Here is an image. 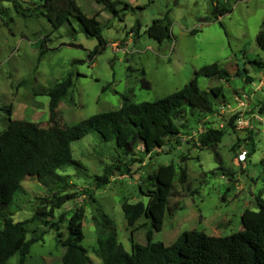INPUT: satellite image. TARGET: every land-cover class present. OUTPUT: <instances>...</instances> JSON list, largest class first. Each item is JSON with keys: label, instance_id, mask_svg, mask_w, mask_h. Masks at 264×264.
Instances as JSON below:
<instances>
[{"label": "rangeland", "instance_id": "rangeland-1", "mask_svg": "<svg viewBox=\"0 0 264 264\" xmlns=\"http://www.w3.org/2000/svg\"><path fill=\"white\" fill-rule=\"evenodd\" d=\"M109 1L118 2L116 16L92 0H75L88 17L97 15L106 42L105 51L89 61L97 40L87 36L74 17L54 30L36 9L43 0H0V133L10 120L49 125L47 91L68 74L72 86L56 109L58 122L67 126L118 109L123 96L140 103L170 95L206 65L217 63L231 78L228 83L216 77L197 79L201 89L221 86L223 97L214 102L211 114L185 115L177 122L179 135L168 139L161 150L146 154L138 145L125 156L96 132L73 142L72 158L81 167L68 166L58 173L67 175V183L73 186L67 193L75 192L76 198L53 209L51 217L29 224L34 235L45 233L31 246L24 264H62L64 248L56 239L59 233L65 239L66 220L79 207L84 210L82 246L89 263L103 264L91 220L97 210L113 220L117 240L130 251L131 228L121 205L146 203L139 188H150L147 176L160 165L176 167L162 230L153 231L149 220L141 217L134 225L139 226L132 234L134 243L146 244L148 232L153 242L165 246L186 230L228 236L241 230L245 209L258 210V196L264 201V109L260 110L264 67L249 63L263 57L256 36L264 18V0H219L231 7L225 15H215L216 0ZM157 20L169 24L170 40L162 36L163 23L154 24ZM42 42L49 50L39 58ZM243 68L248 74L241 72ZM233 116L244 125H237L236 119L230 128ZM208 128L224 130L215 148L199 142ZM180 167L187 173L183 184L177 181ZM105 169L111 170L109 183L97 188L94 178ZM21 187L6 210L14 222L31 219L38 208L49 212L44 200L58 193L56 187L50 191L32 178H25ZM60 215L64 221L58 222L59 229L47 228L44 221L56 222ZM18 259L14 255L8 264H17Z\"/></svg>", "mask_w": 264, "mask_h": 264}, {"label": "trees", "instance_id": "trees-1", "mask_svg": "<svg viewBox=\"0 0 264 264\" xmlns=\"http://www.w3.org/2000/svg\"><path fill=\"white\" fill-rule=\"evenodd\" d=\"M92 1L102 4L115 16L118 14L117 1ZM36 9L50 22L54 30L68 22L70 17H74L87 36L97 40V45L88 53L89 61L105 51L106 42L101 35L97 15L88 17L75 0H43ZM213 11L215 15H225L231 12V7L216 0ZM119 20L123 21V16H119ZM162 21H154V24L163 23ZM138 26L136 24L134 27L138 29ZM162 36L167 40L171 38L167 23L162 25ZM256 43L263 52V57L249 63L264 67V18L261 30L256 36ZM48 50L42 42L39 46V58ZM241 72L248 74L245 68ZM236 74L241 75L240 72ZM199 77H216L226 83L231 78L229 72L217 63L206 65L195 71L194 76L180 90L170 95L140 103L123 96L118 109L101 112L67 126L58 122L56 109L59 100L72 86V78L68 74L47 91L49 125L43 127L25 120H10L7 128L0 133V264H8L14 255L19 257L17 264H24L31 246L41 241L45 233L42 231L34 235L35 231L30 232L29 224L40 217H51L53 209H61L67 201L76 198L75 192L67 193L73 187L67 183V175L58 173L68 166L81 167L72 158L73 142L84 138L90 132H96L102 141L114 142L116 149L125 156L132 155L138 145H141L146 154L163 149L168 139L179 135L178 121L187 114L194 116L213 113L214 102L223 97L221 86L209 90L201 89L197 83ZM245 79L248 83L252 81L250 78ZM6 112L10 113V109ZM236 119V116L230 118V128L234 127ZM223 135L222 129L208 128L199 137V142L202 146L215 148ZM176 143L179 145L178 140ZM251 147L253 151V146ZM175 176V164L160 165L154 173L147 176L150 188L146 191L139 188L140 193L147 198L146 203L124 202L121 205L126 224L131 228L130 251H126L117 240L113 220L107 214L97 210V215L91 217L103 264H264V201L260 196L256 198L258 210L245 209L241 215V230L228 236H211L202 231L186 230L172 245L165 246L161 241L153 242L151 232H148L146 244L134 243L132 234L139 227L134 225L141 217L149 220L153 231L162 230ZM110 177L111 170L105 169L101 176L94 178L95 186L100 188L108 184ZM25 178L35 179L50 191L56 187L58 193L53 194L51 199L44 200V204L50 207L49 212L38 208L31 219L14 222L6 210L17 192L22 189L21 182ZM186 180V169L180 167L177 181L183 184ZM88 196L91 197V192ZM83 217V208H77L66 220L65 239L61 240L62 234H58L56 242L64 248L62 264H91L86 249L82 246ZM47 221L49 220L44 221L47 228L57 231L58 222L64 221V218L60 215L56 222ZM28 234L32 236L27 238Z\"/></svg>", "mask_w": 264, "mask_h": 264}, {"label": "built area", "instance_id": "built-area-1", "mask_svg": "<svg viewBox=\"0 0 264 264\" xmlns=\"http://www.w3.org/2000/svg\"><path fill=\"white\" fill-rule=\"evenodd\" d=\"M244 123H245V122H244L243 120H241V118H238V119L236 120V124L239 125V126L244 125ZM243 154H244V152L241 154V156H244Z\"/></svg>", "mask_w": 264, "mask_h": 264}]
</instances>
